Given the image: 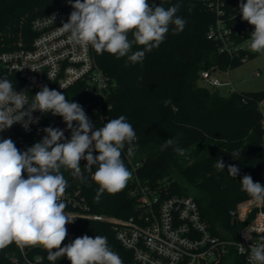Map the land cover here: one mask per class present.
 I'll return each mask as SVG.
<instances>
[{
	"label": "trees",
	"instance_id": "1",
	"mask_svg": "<svg viewBox=\"0 0 264 264\" xmlns=\"http://www.w3.org/2000/svg\"><path fill=\"white\" fill-rule=\"evenodd\" d=\"M149 2L165 8L179 2L181 7L177 15L186 20L185 28L177 33L173 31L175 26L170 25L164 42L146 53L141 62L133 63L128 56L142 46L134 45L128 55L120 58L94 50L97 64L114 80L106 101L112 106L107 110L108 118L103 122L92 112L93 99L83 82L60 91L69 102L78 103L83 108L93 123V130L108 120L121 115L126 117L137 133L134 155L127 156L126 146L123 157L132 178L122 191L116 194L104 192L97 201L99 186L91 180L89 173L84 172L87 179L81 182L71 175V170L62 168L68 182L66 191H79L86 198L91 212L118 218H130L139 212V194H133L139 182L154 188L162 187L163 197L191 195L212 230L232 231L236 238L240 225L233 221L230 211L239 202L251 198L241 190L242 177L250 175L254 182L264 184V130L258 109V102L264 99V90L226 93L203 86L198 79L203 70L237 66L244 61V56L247 59L256 52L247 48L240 49L233 56L221 52L219 43L208 36L216 15L202 0ZM226 2L229 10L241 14L236 9L241 0ZM65 7L63 0H0V54L30 47L36 36L33 22ZM250 34L239 36L237 41L250 38ZM129 39H132L131 34ZM166 99L171 100L168 106L163 103ZM61 119L49 113L36 133L24 135L16 132V147L25 151L44 137V128H58ZM168 138H173L176 143L162 149ZM176 147L185 149V154L176 152ZM218 158L223 160L224 170L215 167ZM86 163L84 160L80 162L82 170ZM228 165L239 168L236 178L228 174ZM178 174L188 182L189 188L182 186ZM74 231L93 238L105 236L109 247L121 257L123 264H141L135 260L133 252L118 241L110 222L79 219ZM35 256L42 258L39 264H52L43 248L29 250L28 257L33 259ZM12 258H17L18 262L14 263ZM0 264L29 263L23 260L19 247L13 243L0 250ZM55 264H70V261L63 257ZM225 264L246 263L240 256L233 255Z\"/></svg>",
	"mask_w": 264,
	"mask_h": 264
},
{
	"label": "clouds",
	"instance_id": "2",
	"mask_svg": "<svg viewBox=\"0 0 264 264\" xmlns=\"http://www.w3.org/2000/svg\"><path fill=\"white\" fill-rule=\"evenodd\" d=\"M67 2L74 10L59 28L68 34L70 42L91 45L97 53L108 52L117 58L128 55L134 45L142 46L128 56L133 63L143 61L146 53L164 42L170 25L175 26L173 31L177 33L186 25V20L177 15L179 2L168 8L149 0ZM239 10L241 19L254 26L248 47L252 52H264V0H241ZM163 103L168 106L171 100ZM36 111L62 117L71 137L66 139L64 130L49 126L42 130L44 137L23 152L11 138H0V250L15 243L22 251L25 247L43 248L52 264L63 257L70 264H123L105 236L83 235L62 246L67 236L66 225L78 217L65 211L67 203L61 197L68 182L61 169L71 170V175L81 182L87 179L84 172L89 173L99 186L97 201L104 192L116 194L132 178L123 157L126 146L127 156L134 155L137 133L123 115L93 130V123L83 108L69 102L60 91L45 85L29 101L25 90L15 91L10 80L0 77V132L15 123L29 130L31 124L40 120L39 116L33 117ZM175 143L173 138H168L162 149ZM175 151L185 154V149L180 147ZM82 160L87 162L83 170ZM215 167L224 170L223 160L218 158ZM239 171L235 165L227 166L228 174L234 178ZM240 183L242 191L264 202V184L254 182L250 175H244ZM253 232L246 230L244 238L252 240ZM258 239L259 243L248 248L249 264H264V235ZM237 247L241 254L245 252L243 245L237 244Z\"/></svg>",
	"mask_w": 264,
	"mask_h": 264
},
{
	"label": "built area",
	"instance_id": "3",
	"mask_svg": "<svg viewBox=\"0 0 264 264\" xmlns=\"http://www.w3.org/2000/svg\"><path fill=\"white\" fill-rule=\"evenodd\" d=\"M202 1L216 15L208 36L219 43V50L233 56L234 53L238 54L240 49H248L249 38L244 41H237V38L252 33L254 26L243 21L241 14L229 10L226 0ZM63 2L65 8L33 22L32 29L36 36L30 47L0 54V77L10 80L15 91L25 90L29 101L32 100V95L45 85L50 89L64 91L76 82H83L93 99L92 112L104 122L108 118L107 110L112 107L111 103L106 101L114 87V80L97 64L91 45L74 44L69 41L67 33L60 31L59 27L68 21L70 13L74 10L67 0ZM236 9H239V5ZM229 69L230 67H214L211 70H203L201 77L212 88L226 93L237 92L231 80L222 81L215 75L216 72L224 70L225 75L229 76ZM262 102L264 99L258 102V109L264 130ZM48 114L33 112V117H40L38 123L31 124L27 131L20 123H15L10 129L0 132V138H11L14 141L16 132L24 135L36 133ZM162 191V187L154 188L139 182L137 189L133 191L134 195L139 194V212L130 218L91 212L86 198L79 191H65L61 197L67 203L65 211L78 218L66 225L67 236L62 246L85 235L74 231L77 221L85 218L112 223L118 241L123 247L131 250L135 260L141 264H225L233 255L240 256L249 264L248 248L259 243V236L264 235V202L248 198L230 211L233 221L240 225L235 238L232 231L221 228L212 230L191 195L163 197ZM246 230H254L252 240L244 238ZM237 244L245 247L243 254L239 252ZM32 248L41 247H25L23 251L19 248L22 258L29 264H39L42 260L40 256L33 259L28 257ZM12 261L18 262L17 258H12Z\"/></svg>",
	"mask_w": 264,
	"mask_h": 264
},
{
	"label": "rangeland",
	"instance_id": "4",
	"mask_svg": "<svg viewBox=\"0 0 264 264\" xmlns=\"http://www.w3.org/2000/svg\"><path fill=\"white\" fill-rule=\"evenodd\" d=\"M248 50L252 52L249 47ZM257 73H259V75H257ZM215 75L222 81L231 80L238 92L264 90V52L256 53V55L247 58L241 64L230 67L229 76L225 75L224 70L216 72ZM198 83L210 87L208 83L202 79L201 74ZM179 179L183 187H190L188 182L180 176Z\"/></svg>",
	"mask_w": 264,
	"mask_h": 264
},
{
	"label": "water",
	"instance_id": "5",
	"mask_svg": "<svg viewBox=\"0 0 264 264\" xmlns=\"http://www.w3.org/2000/svg\"><path fill=\"white\" fill-rule=\"evenodd\" d=\"M73 125L75 126L76 125V122H73ZM58 128L61 129V130H64L65 138L66 139H70L71 132H70V130L67 129V125L65 124V122L63 121V119H61Z\"/></svg>",
	"mask_w": 264,
	"mask_h": 264
}]
</instances>
